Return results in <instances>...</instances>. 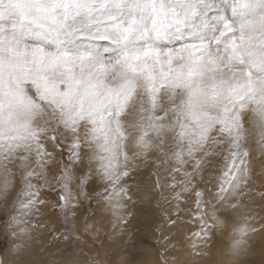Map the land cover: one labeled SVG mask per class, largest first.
<instances>
[{
  "label": "snow or ice",
  "instance_id": "1",
  "mask_svg": "<svg viewBox=\"0 0 264 264\" xmlns=\"http://www.w3.org/2000/svg\"><path fill=\"white\" fill-rule=\"evenodd\" d=\"M253 146L264 160V0H0V199L15 190L18 209L9 264H102L84 260L95 227L79 231L77 210L102 202L126 233L149 157L157 208L176 201L157 241L177 247L194 202L195 254L210 261L229 229L222 264H238L264 234ZM49 204L53 218L32 223ZM37 229L65 242L58 258L34 251Z\"/></svg>",
  "mask_w": 264,
  "mask_h": 264
},
{
  "label": "rangeland",
  "instance_id": "2",
  "mask_svg": "<svg viewBox=\"0 0 264 264\" xmlns=\"http://www.w3.org/2000/svg\"><path fill=\"white\" fill-rule=\"evenodd\" d=\"M260 156H261V153L255 148V146H253V167L255 169V173H258L257 172L258 167H262L263 171L262 170L260 171L261 173H264V160L260 159ZM146 166H151V168L146 169ZM153 167L154 165L152 164L151 157H149L148 159L142 162L141 174L139 176V179L142 185L146 183L148 184V188H147L148 193L147 191L145 192V189H144V191L141 194L142 198L141 196L134 197L136 201L135 207L130 209L131 211L134 212V216L131 219V223L127 226L126 233L124 234H119L118 231L116 233L113 232V223H114L115 217L112 215L111 210L108 209L106 206H104L102 202L101 204L97 205L95 201H92L91 204L89 203L88 200L83 201L82 207H80L77 210V217L75 220L76 228L79 231L83 232L84 226H85V220L87 221L88 225H94L95 227L94 231L85 233L84 236H82V239L86 241V244L84 247V253L82 254L85 261H89V260L101 261L103 260V257H104V260H103L104 262L101 261L102 264H111L112 256L114 255V253H118V252H121L124 256L127 254V256H131V258H134V256L138 258L137 256L138 253L143 252L141 248H144L145 245H148L149 243H153L154 247L157 250L156 251L157 253L156 264H162V259L166 260L165 254L167 253L168 255L169 254L168 252L171 249L165 246L162 238L160 239L159 242L157 241L156 233L154 235L155 236L154 239L150 237L151 235L149 231L150 224L146 222V218L148 214L152 215L153 212L157 213V220L159 222L158 226L163 225L164 233L167 234L169 225L165 224L166 213L173 212L176 210V201L172 200V202L166 206V209L157 208V199H159V197L155 194L153 190L154 178L151 176ZM214 176H215V170H209L208 172H206L204 176V180L201 182V185H200L201 189H204L205 187L209 186ZM257 180H259L260 182ZM161 183H163V177H161ZM93 187H95V185H93ZM254 187H255V194H254L255 203L252 205V207L254 206L253 209L259 215L264 216V200H262L260 196L258 195V193H264V175H262L260 179L255 176ZM97 190L99 189L97 188ZM145 194H148V196H146ZM15 195H16V192L15 190H13V192L7 197L6 200L0 199V258H3L5 260V264H9L10 256L8 255L12 248L13 243L18 242L15 240V238L12 236L10 232L5 230V225H6L7 220L10 219L12 215L16 214L18 210L14 205ZM46 196L50 202H53V203L55 202V193L47 192ZM191 199L194 201V196ZM205 199H207V192H205ZM194 207H195V204L193 202L189 205L187 212L181 211L180 213L181 216L184 217L183 224L179 230L180 235L176 237V240H179L180 243L177 245L175 252H173V256L177 259L178 264H180L181 261H183L184 263L189 262L191 260L190 258L194 257L193 256L194 254L192 253L196 252V250L191 247H188V251L190 254L189 253L187 254V252H185L186 244L184 240H186L187 238L186 237L184 238L183 236L184 234L187 233L186 230H189L191 233H195L196 231L199 230V225L191 221V211ZM181 209H183V204H181ZM42 211L44 213L43 216H33L30 218L32 223H35L38 220L43 222L45 220H49L53 218V211L51 208V204L43 207ZM223 218L225 219V217ZM25 219H28V218L26 217ZM227 230L228 229H226L224 232L226 236L229 234V232L227 233ZM37 231L40 232L41 234L46 233L47 240H48L46 241L45 239H42L41 241L44 244L42 243V245L39 248L40 249L43 248L48 254L50 253L52 258H57L55 255L57 253V248L64 249L65 242L59 241L58 243L54 244L52 243V237L49 236V234L46 231H41L39 229H37ZM110 235H115V239L114 240L109 239ZM188 235L189 234H187V237ZM227 238L228 237H225L226 240ZM176 240H174L173 243H175ZM254 240H255V243L252 248V252L254 253V255H251L250 260H248V256L246 257L243 254H241L239 257H237L238 264H243L244 259L245 261L249 262V264L257 263V261L255 260V255L259 252L260 246H262V241L260 242L259 237H255ZM182 243H184L185 245ZM110 246L112 249L110 248ZM88 247H92L93 250L95 251L93 256L92 254L89 255V253L86 252V249H88ZM114 248L117 249V251ZM40 249L38 250L39 252H40ZM108 249H110L111 251L109 252ZM103 251H106V253ZM162 253H163V257H161ZM47 258L48 257L45 256V259ZM95 258L96 260H94Z\"/></svg>",
  "mask_w": 264,
  "mask_h": 264
},
{
  "label": "bare ground",
  "instance_id": "3",
  "mask_svg": "<svg viewBox=\"0 0 264 264\" xmlns=\"http://www.w3.org/2000/svg\"><path fill=\"white\" fill-rule=\"evenodd\" d=\"M152 166V165H151ZM151 166H146V169H149L151 168ZM260 168V169H259ZM263 171V168L262 167H258V170L256 173V177H258L260 179V177H262V173L261 171ZM150 179V178H149ZM147 180V179H146ZM259 181V180H257ZM143 182V180H142ZM260 182V181H259ZM143 191L145 189V192L147 191V188H148V184H143ZM148 193V191H147ZM144 194V193H143ZM146 196H148V194H145ZM254 207V206H253ZM252 207V208H253ZM158 212V211H157ZM159 213V212H158ZM223 217H225V219L229 222V224H231V222L234 220L235 216H236V213H233L231 212L230 210L229 211H226V212H222L220 213ZM81 216V215H80ZM159 216V215H158ZM81 220V219H80ZM79 221V220H78ZM146 222H148V224H150V237L152 239H154V235H155V230L157 228V226L159 225V222L157 220V213H152V215L148 214L147 218H146ZM154 227V228H153ZM196 227V226H195ZM186 234H184V238L187 237V234L188 237L191 236V232L189 230H186ZM225 232V231H224ZM220 234V233H216V235L218 236L219 240H220V243L219 244H214L213 245V248H212V256H211V260L210 261H206V260H202L200 257H198L195 253H192L194 254L193 258H190L191 260L187 263H184L183 261L180 262V264H222V260H223V257H222V245H223V241H225V237H228V235L226 236V234ZM229 232V229L227 230V233ZM41 234V233H40ZM42 236V237H40ZM40 236L36 237L32 242V246H33V249L34 251H36L37 253L39 252L38 250L40 249L39 247L42 245V239H45L46 241L47 240V236H46V233H42ZM259 237L260 239V242H264V234H261L260 236H257ZM49 239V238H48ZM151 239V240H152ZM155 241V240H154ZM185 244V252H187V254L189 253L188 251V247H191L193 248L190 244H189V240L186 239L184 240ZM44 244V243H43ZM111 245V244H110ZM183 245V246H184ZM113 246V245H112ZM139 246V245H138ZM181 246V245H180ZM111 248V246H110ZM117 248V247H115ZM114 248V249H115ZM112 249V248H111ZM143 250V252H139L141 254L138 253V258H136L134 256V258H131V256H127V255H123L121 252H118V253H114V255L112 256L111 260V264H156V260H157V253H156V248L154 247V244L153 243H149L148 245H145L144 248H141ZM171 250L168 252L169 254L167 255V253L165 254V258L166 260L168 261V264H171V258L173 256V252H175L176 248H170ZM12 250V248H11ZM117 251V249H115ZM132 250V249H131ZM184 250V249H183ZM192 250V249H191ZM108 251L110 252L111 250L108 249ZM115 251V252H116ZM194 251V250H193ZM46 252V251H45ZM86 252L90 254H92V256L94 255L95 251L93 250L92 247H88V249H86ZM106 253V251H103ZM183 252V251H182ZM181 252V254H182ZM184 252V253H185ZM50 254V253H49ZM175 254V253H174ZM190 254V253H189ZM99 255V253H98ZM9 256V255H8ZM104 256V255H102ZM109 256V255H107ZM182 256V255H181ZM174 257V256H173ZM58 258V257H57ZM102 258V257H101ZM106 258V256H105ZM109 258V257H108ZM182 258V257H181ZM187 258V257H186ZM11 259V258H10ZM98 259V258H97ZM96 260V258L94 259ZM103 260H104V257H103ZM101 260V261H103ZM248 260H250V256H248ZM255 260L257 261L256 264H261V261H264V251H262V247L260 246V250L259 252L255 255ZM186 261V260H185ZM104 262V261H103ZM243 264H249V262L245 261L244 259V262Z\"/></svg>",
  "mask_w": 264,
  "mask_h": 264
}]
</instances>
